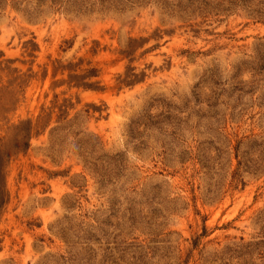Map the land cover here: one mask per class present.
Here are the masks:
<instances>
[{"label":"rangeland","instance_id":"374dc122","mask_svg":"<svg viewBox=\"0 0 264 264\" xmlns=\"http://www.w3.org/2000/svg\"><path fill=\"white\" fill-rule=\"evenodd\" d=\"M0 264H264V0H0Z\"/></svg>","mask_w":264,"mask_h":264}]
</instances>
